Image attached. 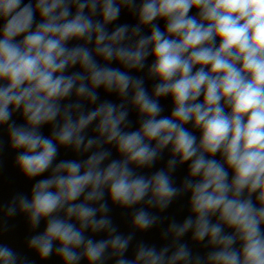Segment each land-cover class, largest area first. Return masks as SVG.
Wrapping results in <instances>:
<instances>
[{"label": "clouds", "instance_id": "obj_1", "mask_svg": "<svg viewBox=\"0 0 264 264\" xmlns=\"http://www.w3.org/2000/svg\"><path fill=\"white\" fill-rule=\"evenodd\" d=\"M0 128L24 177L48 174L0 205L43 222L41 260L264 264V0H0ZM184 196L182 222L158 214ZM109 202L131 210L127 234ZM165 221L161 246L136 240ZM0 264L32 262L0 244Z\"/></svg>", "mask_w": 264, "mask_h": 264}, {"label": "water", "instance_id": "obj_2", "mask_svg": "<svg viewBox=\"0 0 264 264\" xmlns=\"http://www.w3.org/2000/svg\"><path fill=\"white\" fill-rule=\"evenodd\" d=\"M27 2V0H25ZM117 23H129L135 24V18L129 14L127 11L122 12L121 17ZM161 27L163 28V22H161ZM72 43H76L75 41ZM148 63H151V58H149ZM116 66V65H113ZM73 71L76 69H72ZM134 75H144V73H133ZM154 82L151 80H146V87L151 90L152 84ZM100 92L101 99H109L113 102H118L115 95L105 94L102 89L98 90ZM160 103L164 108L162 115L168 116L171 114V99L161 98ZM17 124H22L23 120L19 114H15L13 117ZM130 119L136 120L135 112L131 113ZM42 131L45 135H50V128L45 126ZM198 135V133H197ZM0 141L4 142L3 151H0V205L7 204L11 201L12 197L17 194H25L30 196L32 185L38 179L44 178L48 174L45 173L44 176L37 177L34 179H27L19 171L18 167L15 165L16 152L11 150L8 146V134L5 128H0ZM115 156V152H114ZM84 157H79L76 153L72 152L70 149L61 148L59 150V155L57 161L62 159H83ZM168 159L167 150L164 153V158L157 162L153 169L143 170L146 173H151L159 168L165 167ZM175 178L176 186H180L184 176L187 175V164L181 165L177 168L176 172L173 174ZM188 197L184 196L175 200L170 207L162 213H158L161 216H167L169 218L175 217L177 222H182L183 219L189 214L187 208ZM110 203V202H109ZM111 212L109 213L113 224L117 227L118 231L127 234L130 231V212L131 210H126L120 208L119 206L111 205ZM152 212L156 213L158 210L152 209ZM168 221L164 224L155 226L152 229L137 233L136 240H143L149 244H156L157 247L165 243L161 240V232L167 227ZM44 224L41 223L40 227L35 231L30 229L27 218L23 214H17L11 218H5L3 213H0V244H7L17 251L21 256L27 257L32 264H62L61 260L52 255L51 257L41 260L39 256L27 247V241L32 236L38 232L43 231ZM103 234L97 235L95 238H102ZM189 237H185L187 240ZM135 243V241L133 242ZM193 251L203 254L206 250L201 247L193 246ZM131 254V249L130 253ZM83 264V262H82ZM112 264V262H109Z\"/></svg>", "mask_w": 264, "mask_h": 264}]
</instances>
